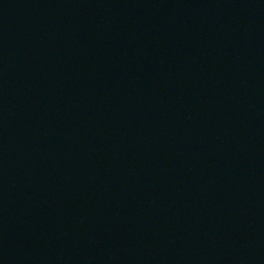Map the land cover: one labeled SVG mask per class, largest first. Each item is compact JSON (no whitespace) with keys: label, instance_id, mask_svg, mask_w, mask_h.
<instances>
[{"label":"water","instance_id":"95a60500","mask_svg":"<svg viewBox=\"0 0 264 264\" xmlns=\"http://www.w3.org/2000/svg\"><path fill=\"white\" fill-rule=\"evenodd\" d=\"M0 264H264V0H0Z\"/></svg>","mask_w":264,"mask_h":264}]
</instances>
